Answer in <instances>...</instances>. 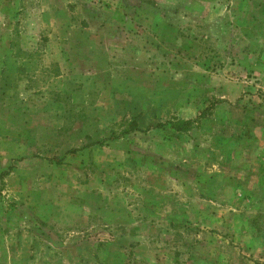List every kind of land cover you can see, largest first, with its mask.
I'll list each match as a JSON object with an SVG mask.
<instances>
[{"label":"rangeland","instance_id":"374dc122","mask_svg":"<svg viewBox=\"0 0 264 264\" xmlns=\"http://www.w3.org/2000/svg\"><path fill=\"white\" fill-rule=\"evenodd\" d=\"M0 264H264V0H0Z\"/></svg>","mask_w":264,"mask_h":264},{"label":"trees","instance_id":"16d2710c","mask_svg":"<svg viewBox=\"0 0 264 264\" xmlns=\"http://www.w3.org/2000/svg\"><path fill=\"white\" fill-rule=\"evenodd\" d=\"M170 125L176 131L181 132L182 130H186L187 129V127H185V126L189 125V123H188V121H185V122H182V123H178V125H174L171 122Z\"/></svg>","mask_w":264,"mask_h":264}]
</instances>
